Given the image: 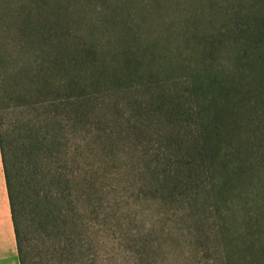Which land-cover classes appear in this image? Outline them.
<instances>
[{
  "label": "trees",
  "instance_id": "trees-1",
  "mask_svg": "<svg viewBox=\"0 0 264 264\" xmlns=\"http://www.w3.org/2000/svg\"><path fill=\"white\" fill-rule=\"evenodd\" d=\"M33 1V12L27 8L20 16L0 14V91H19L22 106L62 105L67 119L78 120L82 115L77 112L79 102L85 96L75 89L82 71L103 76L114 75L115 69L122 67H140L135 74L139 79L128 78L124 85L140 83L152 90V85L163 79L154 76L156 68H187L183 58L168 51L170 43L160 44L161 40L147 35L153 26L161 25V18L141 20L125 14L120 20L100 24L84 12L71 19L69 11L71 17L67 19V9L57 0ZM97 1L104 11L120 6V2L109 5V0ZM246 1L252 8L240 14L233 12L236 19L232 25L220 21L218 35L211 31L207 37L201 36L202 46L195 47L192 54L196 68L183 75L182 92L176 96L171 92L170 96L169 88V96H149L137 103L136 115L126 118L130 131L139 125L161 126L157 161L144 167L149 175L146 183L161 193L158 196L163 201L170 198L191 214L201 213L195 226L208 220L204 222L209 223L210 231L203 236L219 244L217 251L221 253L214 259L221 257L220 264H264V0ZM229 7L231 4L222 6V16L230 15L225 13ZM113 30L118 31L116 35ZM230 53V60H240V65L210 67ZM171 75L164 82L176 80ZM53 84H60L58 96L45 97L49 94L46 87ZM166 97L178 100L163 107ZM29 129L26 124L24 130ZM10 131L0 114V157L16 255L18 264H28L23 200L7 160ZM94 185L93 179L81 178L69 202L74 214L79 207L90 220L104 225L108 210L103 214L96 211ZM33 193L37 195V191ZM41 199L32 205L31 219L48 233L38 231L34 238L40 245L50 239L59 243L57 227L63 217L59 196L47 191ZM116 227L122 236L120 225L116 223Z\"/></svg>",
  "mask_w": 264,
  "mask_h": 264
},
{
  "label": "rangeland",
  "instance_id": "rangeland-1",
  "mask_svg": "<svg viewBox=\"0 0 264 264\" xmlns=\"http://www.w3.org/2000/svg\"><path fill=\"white\" fill-rule=\"evenodd\" d=\"M57 1L67 9V19L77 18L82 12L100 24L108 19L120 20L125 14L141 20L161 18V25L153 26L147 35L150 33L152 40H161L160 44L170 43L168 51L183 58L187 68H156L154 76L163 79L157 80L152 90L151 86L140 83L124 85L129 83L128 78L139 79L135 74L140 67L134 70L122 67L115 69L114 75L103 76L90 70L82 71L79 87L75 89L80 96H85L79 102L77 112L82 115L78 120L67 119L62 105L58 108L22 106L19 91L18 94L0 91L2 121L11 129L8 166L24 205L28 264H220L221 257L214 259L221 253L217 251L219 244L203 236V232L210 231L209 223L204 222L208 220L203 219L195 226L201 213L191 214L170 198L163 201L158 196L161 193L146 183L149 175L144 167L157 161L155 154L160 148L161 126L139 125L130 131L126 118L136 115V105L150 99L149 96H176L182 92L183 75L196 68L193 49L201 48L203 37L211 31L218 35L217 31L222 29L220 21L232 25L236 19L233 12H247L252 6L246 0H109V5L120 2V6L104 11L97 0ZM229 4L231 8L225 13L231 12L230 15L222 16L224 13L219 10ZM27 8L35 10L33 0H0V14L20 16ZM100 10L102 13H97ZM111 32L116 35L118 31ZM232 56L233 53L223 54L210 67L240 65V60H230ZM170 74L176 80L164 82ZM59 86H47L49 94L45 97L58 96ZM176 100L178 98L166 97L163 107ZM26 124L29 130H24ZM87 136L90 138L85 141ZM81 178L95 182L96 211L103 214L108 210L104 225L90 220L87 212L80 211L79 207L76 214L72 210L70 195ZM33 191H37V195ZM47 191L56 193L62 205L63 217L57 227L60 242L50 239L40 245L34 236L38 231L48 232L38 228L35 221L32 223L34 215L31 216L30 211ZM116 223L120 225L122 236ZM54 231L55 228L49 235Z\"/></svg>",
  "mask_w": 264,
  "mask_h": 264
},
{
  "label": "crops",
  "instance_id": "crops-1",
  "mask_svg": "<svg viewBox=\"0 0 264 264\" xmlns=\"http://www.w3.org/2000/svg\"><path fill=\"white\" fill-rule=\"evenodd\" d=\"M0 264H18L9 200L0 157Z\"/></svg>",
  "mask_w": 264,
  "mask_h": 264
}]
</instances>
